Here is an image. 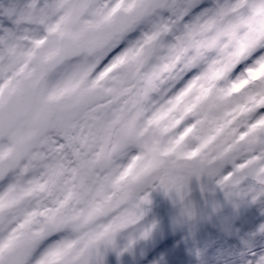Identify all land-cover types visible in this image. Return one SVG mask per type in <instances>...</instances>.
<instances>
[{
    "label": "snow or ice",
    "instance_id": "snow-or-ice-1",
    "mask_svg": "<svg viewBox=\"0 0 264 264\" xmlns=\"http://www.w3.org/2000/svg\"><path fill=\"white\" fill-rule=\"evenodd\" d=\"M0 264H264V0H0Z\"/></svg>",
    "mask_w": 264,
    "mask_h": 264
}]
</instances>
